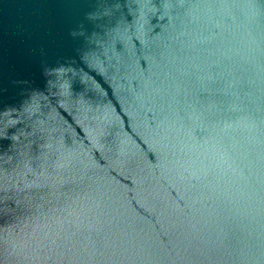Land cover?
Wrapping results in <instances>:
<instances>
[{"label": "water", "instance_id": "water-1", "mask_svg": "<svg viewBox=\"0 0 264 264\" xmlns=\"http://www.w3.org/2000/svg\"><path fill=\"white\" fill-rule=\"evenodd\" d=\"M0 264H264V0H0Z\"/></svg>", "mask_w": 264, "mask_h": 264}]
</instances>
